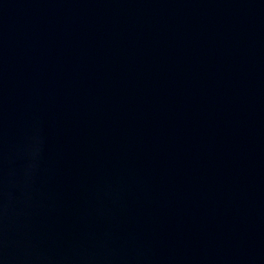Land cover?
I'll use <instances>...</instances> for the list:
<instances>
[{"label":"water","instance_id":"1","mask_svg":"<svg viewBox=\"0 0 264 264\" xmlns=\"http://www.w3.org/2000/svg\"><path fill=\"white\" fill-rule=\"evenodd\" d=\"M0 264H264V0H0Z\"/></svg>","mask_w":264,"mask_h":264}]
</instances>
